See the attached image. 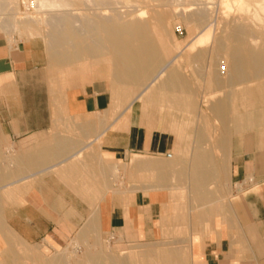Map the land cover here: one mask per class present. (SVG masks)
<instances>
[{
  "label": "crops",
  "instance_id": "0c3cea01",
  "mask_svg": "<svg viewBox=\"0 0 264 264\" xmlns=\"http://www.w3.org/2000/svg\"><path fill=\"white\" fill-rule=\"evenodd\" d=\"M155 33L123 38L143 49L50 56H107L115 83L55 80L36 45L0 36V264H264L254 127L240 135L231 81L178 69L182 49L161 63Z\"/></svg>",
  "mask_w": 264,
  "mask_h": 264
},
{
  "label": "bare ground",
  "instance_id": "6f19581e",
  "mask_svg": "<svg viewBox=\"0 0 264 264\" xmlns=\"http://www.w3.org/2000/svg\"><path fill=\"white\" fill-rule=\"evenodd\" d=\"M72 1L73 0H0V13H3L1 11H3L5 8L10 9L9 11H7V17L9 15L12 22V23H8V27H10V29H13L10 26L13 25L16 28H20V29L22 28L26 31L32 32V27H31L32 23H36V22L40 24H42L41 22L46 23L49 27L46 33V36L50 44L49 56L53 58H55L56 55H60V54L63 56H70L72 54L73 55L85 54L89 49H97L103 47L112 50L114 49L131 50L135 48L136 49L145 48L144 42L123 40V38L133 37L136 34H141L139 36H143L144 34L149 33L147 25H145L142 22L143 17L145 15L138 14L137 16H135L136 21L131 20L132 17H128L127 22L124 24L118 23L117 20L120 17H118L117 15L110 16L107 13H104L103 11H101V15L97 16L98 14L95 15V13H91V12L89 14L86 13L78 14L77 10L76 11L72 10L73 12L71 14L74 15L73 13L75 12V14L77 13V15L69 16L70 14L68 11H70V9L68 8L65 9V7L68 4L70 5ZM84 1H85L84 5L86 6L87 5L86 2L92 0H84ZM235 1L237 3V8L241 10L245 8L244 5L247 4L245 0H235ZM253 2H254L252 3L254 5V7L252 8L253 11L251 17H249L252 23H250L249 25L253 24V21H255L256 19L257 22L258 20L260 21L262 18L261 15L262 14L264 15V0H253ZM250 6L252 5L250 4ZM86 9L89 10V7L86 6ZM60 10L62 12L57 13ZM220 11H221L220 8L215 9V14H214L215 16L212 17L210 21L204 22L205 24L203 25L202 28L198 30L195 37L202 33L213 34L214 31L218 32V30H215L216 27H219L218 24L220 23V25L221 24L224 25L223 29L225 31L224 34L225 37L221 36L222 35L220 34L221 32H219L218 37L220 38L221 36L225 39L230 40L231 45L225 46L222 43L218 44L222 48L225 57L227 56L228 58L227 61H229V70L227 74V76L229 75V77H226L228 78V80L227 79H226L227 81L223 80V82L225 83L231 81L233 83V86H240L239 89L237 88L238 89L237 91L236 89L233 88L235 90L233 92L235 96H237L238 98V100H236L237 107L234 114L235 117L237 118L240 135L243 132V130L252 131L253 127L254 128L256 127V129L258 130L257 138H256V147L259 151L263 153L264 128L261 124L258 123V120H260L262 117H260V115L256 116L255 109L247 110L248 109L247 107L252 105L255 106V104L261 105L262 103H264V31H259L261 27L258 26L259 28L254 29L255 31L252 32V29L251 31H248L244 27V25L243 26L240 25L241 22L248 19V17L242 16L240 12H238V14L234 13L227 16L220 15L219 17L218 12ZM33 12L37 13L38 15L34 17L33 15H31V13ZM175 12L177 13V10ZM43 13L46 15L44 16ZM67 13L69 15H67ZM154 16H160V15L155 14ZM180 16L183 17L184 15H182L180 12ZM228 16H231L232 18ZM2 18H5V16ZM75 20H77L78 23L85 24L84 28L76 29L75 27H73L72 22H75ZM106 22H109L110 25H108L109 24L108 23L107 25L104 26L103 24H105ZM237 22H240V24H237ZM227 23L228 24L236 23V25L230 26ZM247 24L245 26H247ZM261 25L264 24L261 23ZM35 28L37 29V26H35ZM263 28L264 26H262L261 30ZM221 29H219V31ZM157 32L163 33L161 26L159 27V31ZM104 34H105V39L103 38ZM192 34L194 35V33ZM213 35H215V33ZM60 43L66 44V47L62 48V50L58 49ZM259 77H263L262 81L254 83L253 86L247 84L249 82H252L253 80L258 81ZM244 100H249V101L245 103ZM262 114L264 116V110L262 111ZM245 134L247 133H244L243 135ZM246 138H244L243 141ZM248 140L251 141L252 140L251 137L248 138ZM245 142H247V140H245ZM165 253L168 252L165 251ZM161 256H163V254H161ZM177 256L179 257V255ZM167 257H169V255ZM157 260L161 261V258ZM164 261H166V257Z\"/></svg>",
  "mask_w": 264,
  "mask_h": 264
},
{
  "label": "rangeland",
  "instance_id": "374dc122",
  "mask_svg": "<svg viewBox=\"0 0 264 264\" xmlns=\"http://www.w3.org/2000/svg\"><path fill=\"white\" fill-rule=\"evenodd\" d=\"M245 1L247 3L245 5H247L248 7L244 5L245 8H243L242 10L237 8V3L235 0H98V1L92 0L86 2L87 3L86 6L89 7V10L86 9V6L84 5L85 2L84 0H73L70 5L68 4L65 7V9L66 8L70 9V11H68L70 15L67 13V15L69 16L77 15V13L75 14V12L73 13L74 15H72L71 14L73 12L72 10L74 11L77 10L78 14H82V13L89 14L91 12V13H95V15L98 14L97 16L101 15V11H103L104 13H107L110 16L117 15L118 17L121 18L119 21H123L124 19H126V17L135 18V16H137L138 14H143L145 15L143 21L146 23L148 32L150 33V36L153 38L152 41L154 43L157 41L155 39L156 38L155 32L159 31V27L161 26L164 33L163 38L168 48H170V55H168L166 58L160 55L162 59L161 63L165 62L170 57H172L177 52L178 49H182V52L177 56L176 60L174 61V65L178 69L184 72L186 71L192 75H195L196 72L195 70L199 71L201 76H209L210 74L214 73L218 78L227 81L228 78L226 77H229V75L227 76L229 70V61H227L228 60L227 56L225 57L223 51H221L219 49V46H217V44L219 43H222L225 46L231 45L230 40L223 38L225 37L224 35L225 31L223 29L224 25L221 24L222 25L221 26L220 23L218 24L220 28L216 27L215 30H218V32L214 31L215 35H213L211 40L202 41L203 44L199 46H194V44L198 41V39H196L191 44L190 42L195 37L198 30L203 27V25L205 24L204 22L210 21L212 17L215 16L214 14L216 8L221 9V11L218 12L219 17L220 15L227 16L234 13L238 14V12H240L242 16L248 17L249 19L253 11L252 8L254 7L252 3L254 2L253 0H250V2L249 0H245ZM250 4L252 6H250ZM5 9L1 11L3 13H0V16L3 15L0 17V36L8 37L11 40L20 39V40L29 41L32 44L36 45L42 55V63L46 66L47 70L50 72L49 75H51L52 78H54L55 80H59L61 82L71 77L94 75V76H105L108 79H110L111 82L114 83L116 82L114 80L115 78H114L113 68L110 65H108L107 62H105L107 56H93V57L83 56V58H81L80 60L72 61L63 66L53 67L49 56L50 44L46 36V33L49 28L48 25L43 22H41L43 25L38 22H36L37 24L32 23L31 24L32 32L26 31L22 28L21 29L16 28L13 25H10L11 28H13L10 29V27H8V23H12V22L9 15L7 17V11H9L10 9H6V10ZM176 10L177 13L175 12ZM60 12L62 11L60 10L57 13ZM180 12L182 15H184L183 17L180 16ZM154 13L160 15L161 23L159 25H157V23L153 19L155 15ZM184 13L187 15V17ZM31 15L35 17L38 14L33 12L31 13ZM43 15L45 16L46 14L43 13ZM4 16L5 18H2ZM261 17L262 18L260 21L258 20L257 22L256 19L255 21H253V24L251 25H249L250 23H252L250 19L244 21L242 20L243 22H241V24L240 22H237V24H240L242 26L244 25V27L248 31H251L252 29V32H254L255 31L254 29H258L259 27L262 28V26H264L261 25V23L264 24V20H263L264 15L262 14ZM246 24L247 26H245ZM72 25L76 29H82L85 26V24L83 23H78L77 20H75V22H72ZM228 25L232 26V25H236V23H232V24L229 23ZM35 26H37V29L35 28ZM261 28L259 29V31H264V28L262 30ZM219 29L221 30L219 31ZM219 32H221L220 34H222L221 36L223 37L221 36L220 38L218 37ZM192 33H194V35ZM65 47H66L65 43H60L58 49L62 50V48ZM92 67H94L95 70H104V73H97V72L87 73L86 71H82V70H88ZM262 79L263 77H259L258 81L253 80L252 82H249L247 84L253 86L254 83L262 81ZM239 87L240 86H227L224 89V92L226 91L227 92L226 96H228L232 94L233 91H235L234 89H236L237 91ZM210 96L211 95L208 94L207 92H204L203 94V97L206 98ZM210 101L211 100H201L202 107L204 108L207 107ZM248 101L249 100H244L245 103ZM263 104L264 103H262L261 105L255 104V106L253 105L248 106L247 110L255 109L256 116L260 115V117H262L260 120H258V123L261 124L264 128V116L262 114V111L264 110ZM257 133L258 130L255 127L253 134L256 138H257Z\"/></svg>",
  "mask_w": 264,
  "mask_h": 264
},
{
  "label": "built area",
  "instance_id": "2783aa9c",
  "mask_svg": "<svg viewBox=\"0 0 264 264\" xmlns=\"http://www.w3.org/2000/svg\"><path fill=\"white\" fill-rule=\"evenodd\" d=\"M247 181H248V182H250V181H251V179H248Z\"/></svg>",
  "mask_w": 264,
  "mask_h": 264
}]
</instances>
